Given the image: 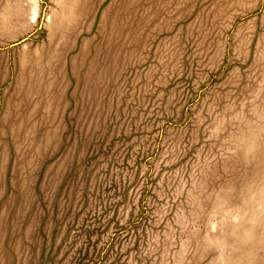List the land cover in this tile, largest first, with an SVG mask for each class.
I'll return each mask as SVG.
<instances>
[{
    "label": "rangeland",
    "instance_id": "1",
    "mask_svg": "<svg viewBox=\"0 0 264 264\" xmlns=\"http://www.w3.org/2000/svg\"><path fill=\"white\" fill-rule=\"evenodd\" d=\"M0 264H264V0H0Z\"/></svg>",
    "mask_w": 264,
    "mask_h": 264
}]
</instances>
